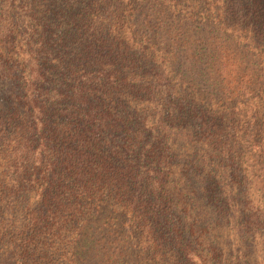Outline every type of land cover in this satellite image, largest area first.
<instances>
[{"label": "trees", "instance_id": "16d2710c", "mask_svg": "<svg viewBox=\"0 0 264 264\" xmlns=\"http://www.w3.org/2000/svg\"><path fill=\"white\" fill-rule=\"evenodd\" d=\"M0 264H264V0H0Z\"/></svg>", "mask_w": 264, "mask_h": 264}]
</instances>
